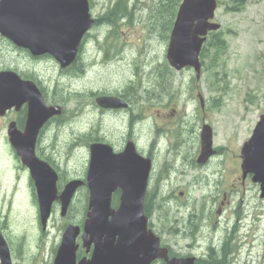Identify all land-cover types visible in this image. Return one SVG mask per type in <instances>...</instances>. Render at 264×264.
<instances>
[{
    "label": "rangeland",
    "instance_id": "374dc122",
    "mask_svg": "<svg viewBox=\"0 0 264 264\" xmlns=\"http://www.w3.org/2000/svg\"><path fill=\"white\" fill-rule=\"evenodd\" d=\"M88 1L92 17L98 19L116 0ZM159 1L129 0V7H134L132 21L130 26L124 20L119 22L118 35L113 36L108 47L111 50L106 51L110 59H103L105 51L99 46L106 35V28L104 25L92 28L86 36L87 43L82 52L81 65H88L85 74L81 76L74 72L64 76L48 57L33 61L24 53L19 55L14 52L9 44L0 39V59L4 64L19 65L22 68L28 66L41 72L50 91L48 103L65 100L66 115L56 120L37 147L38 156L56 169L60 177L59 188L69 180L84 175L89 158L87 142L90 138L98 135L109 143L110 134L114 133L116 120L111 114H99L102 112L94 108L90 92L105 95L123 92L129 86L130 79L135 78L142 59L147 64L146 67L142 66L145 72L163 61L167 45V31L164 33L162 27L165 19H158V29L149 22L150 7ZM220 1L222 4L217 7L213 21L220 24L226 42L225 52L213 60V50L207 49L202 57L199 81H195L193 72L188 69L175 73L174 77L176 83L180 84L175 85L180 86V89L196 88V91L202 93L206 101L204 111L210 115L214 125L213 146L223 150L211 160L210 166L201 168L196 176L186 177L179 183L181 189L186 186H183V182L194 185L189 190L190 198L194 200L177 196L169 205H165L164 201L147 195L149 209L154 211L151 223L155 229L160 230L157 218L170 213L169 219H173V210L176 211L177 204L181 206L178 211L180 217L186 218L190 211L203 213L207 228L199 232L200 240L193 247H188L192 240L183 236L175 237L173 239L177 244L173 245V249L181 255L190 253L202 257L205 262L200 264H211L223 260L220 255L225 235L223 226L231 227L239 218L235 253L231 255L235 258L234 264H264V199L259 198L258 187L246 180L243 191L239 190L238 194L228 198L229 204L226 208L221 207L220 214L216 213L220 198L212 199L210 205L202 210L203 200L198 195L213 192L215 177L211 172L219 173L233 166L243 142L250 137L259 116L264 114V0L248 1L240 12L226 10V5L231 6V0ZM147 26L148 30L155 33L145 31ZM154 75L146 76L155 80L152 77ZM56 83L58 87L54 92L53 85ZM149 83L150 80L147 81ZM77 112L84 113L80 115ZM153 121L150 119L148 124ZM143 131L146 132V128ZM219 181V186L226 188L228 183L234 181V177L226 173ZM29 182L27 171L0 140V226L7 239L14 242L7 243L12 264H29L30 259L34 261L33 257H39L36 264L48 263L50 258L53 260V249L60 241L64 224L79 225L86 213L87 200L85 191L81 189L65 217H60L58 204L53 206L47 229L42 234L38 225L37 203L30 191ZM151 187L152 183L149 189ZM116 202L117 196H113V207ZM223 209L225 211L221 215ZM202 220L199 219L198 223ZM209 246L214 249L211 257L208 256Z\"/></svg>",
    "mask_w": 264,
    "mask_h": 264
},
{
    "label": "water",
    "instance_id": "95a60500",
    "mask_svg": "<svg viewBox=\"0 0 264 264\" xmlns=\"http://www.w3.org/2000/svg\"><path fill=\"white\" fill-rule=\"evenodd\" d=\"M216 0H182L175 16L166 52L169 65L175 70L191 67L199 78L198 56L205 35L217 30L219 25L210 23ZM87 0H0V34L15 45L28 49L33 55L49 53L61 67L75 58L80 41L93 25ZM35 89L30 83L21 82L11 72L0 73V115L14 104L22 102L23 89ZM36 91V90H35ZM30 101L26 133L19 138L9 131L21 163L25 165L36 189L40 224L45 228L52 205L59 202L60 216H65L80 180L69 181L58 194L57 174L34 154V145L42 124L57 107L45 108L40 95ZM102 108L126 107L120 99L103 96L96 99ZM90 158L86 173L88 212L82 225V247L90 258L77 264H150L161 258L166 264H193L194 258L168 259L167 251L159 246V239L147 229L143 202L150 161L139 156L128 143L119 154L110 146L94 143L89 147ZM214 151L211 130L207 126L201 133V153L198 163L205 162ZM242 176L251 175L259 185L260 198H264V115L255 124L250 138L240 152ZM118 191V204L111 207L112 194ZM78 225L69 224L64 229L53 264H76V238ZM0 261L10 264L9 254L0 233Z\"/></svg>",
    "mask_w": 264,
    "mask_h": 264
},
{
    "label": "flooded vegetation",
    "instance_id": "af4514ba",
    "mask_svg": "<svg viewBox=\"0 0 264 264\" xmlns=\"http://www.w3.org/2000/svg\"><path fill=\"white\" fill-rule=\"evenodd\" d=\"M2 39V38H1ZM4 40V39H2ZM10 45L12 50L19 55L24 53L29 59L33 61H41L46 56L33 57L28 51L17 48L13 44L4 40ZM2 57V56H1ZM81 58V57H79ZM78 64V61L73 63L67 69H59L61 74L70 75ZM12 70L14 71L22 80L31 81L37 87L40 92L44 103L48 106L47 99L50 94L49 88L45 82V76L41 72L36 71L31 67L22 68L19 65L4 64L2 58L0 59V71ZM174 72L169 71L165 74L162 66L157 68V77L155 80L148 78L145 74L138 79L136 74L134 79H130L129 86L122 90L123 92H116L112 94L127 103V108L124 109H108L103 110L94 105L95 109H98L99 114H111V116L116 120V125L114 128V133L110 134L109 145L113 149V152L119 153L123 150L125 144L131 141L137 153L145 158H149L152 163V169L149 177V185L152 183L151 189H147V194H150L153 199L157 198L163 200L165 205H169L171 200H174L177 196L187 200H194L190 198L191 193L189 190L194 188L190 186V182L187 184L183 182L185 188H179V183L186 177L196 176L199 170L203 167L210 166V162L215 157L219 156L222 152V148L216 149V154L207 160L204 164H198L196 159L200 152L201 145V131L205 124H209L212 128L214 135V125L210 120V115L207 114L205 110V99L201 103L198 98V92L196 88L193 90L180 89L175 84L176 79L174 77ZM76 75L81 76L76 73ZM150 83L147 84V81ZM186 87V86H184ZM193 86H188L186 88H192ZM133 88L135 90L133 91ZM173 88H177L179 91H175ZM141 93V95L138 94ZM153 92L152 94H149ZM99 94V93H98ZM102 94V93H100ZM153 100L155 103H153ZM61 102H64L61 101ZM56 103V101H55ZM180 111H177V109ZM28 115V104L26 102L20 104L19 106H14L8 109L3 115H0V140L3 146L12 152V147L9 144L7 132L10 126L22 133L25 129ZM60 115H66V107L63 105L62 113ZM152 115H156L155 118ZM59 118L48 120L40 130L39 140L46 135L47 131L56 123ZM154 120L151 124L148 121ZM146 128V132L143 129ZM149 131V133H147ZM186 135V137H183ZM103 142H106L104 137H99ZM144 143V144H143ZM37 144V147H38ZM13 156V154H12ZM18 161V159L15 157ZM239 157L233 161V166L228 170L222 169L221 172L212 171L214 175L213 179V192L209 193H198L199 197L203 200L201 206L202 210H205L212 199L217 200L220 198L219 206L217 207L216 213L220 214L221 207L229 204L228 198H232L235 194L239 193V190L243 191L245 182L241 178ZM230 174L234 177V181L227 184L226 188L219 186V178L224 174ZM85 180V173L80 178ZM249 179L246 178V180ZM245 180V181H246ZM177 183V184H176ZM82 189L86 192V186H82ZM30 191L33 194L34 190L30 183ZM177 195L175 196V193ZM213 200V201H214ZM190 203H183V205H188ZM180 205L175 206L173 210V219H169V214L159 216L158 222L161 226L160 230L155 229L149 225L153 232L159 236L161 246L166 247L169 253V257H183L191 256L188 253L181 255L174 251L173 245L177 242L173 238L183 236L192 243H188V247H193L200 239L201 235L199 232H203L207 226L204 223L203 213L199 214L197 212H189L187 217H180L178 211L180 210ZM171 210L170 207H168ZM223 209L221 215L224 213ZM149 220L152 221L154 211H148ZM203 219L202 222L198 223L199 219ZM186 220V221H185ZM217 223V222H215ZM239 218H236L235 224L231 227L223 226L225 235L222 240L221 252L224 257V264H228L227 257L235 253L234 242L237 240V229H238ZM39 231L44 234L45 231L39 228ZM5 234V232H3ZM168 238H166V236ZM6 236V234H5ZM205 237V236H204ZM11 243V242H9ZM57 248L53 249V255L56 253ZM80 251V249L78 250ZM32 257L34 255H31ZM54 258V257H53ZM196 264H200L205 259L202 257L195 256ZM34 261L30 259L29 264H36L39 262V257H33ZM44 263V262H43ZM230 263H234V258L230 260ZM53 264L52 258L48 263ZM151 264H165L163 260H155Z\"/></svg>",
    "mask_w": 264,
    "mask_h": 264
},
{
    "label": "trees",
    "instance_id": "16d2710c",
    "mask_svg": "<svg viewBox=\"0 0 264 264\" xmlns=\"http://www.w3.org/2000/svg\"><path fill=\"white\" fill-rule=\"evenodd\" d=\"M180 1L181 0H160L159 2L156 3V5H154L153 7H150L151 14L149 15V22L153 26H155L156 29H158V25H159L158 19H161V21L165 19L164 22H162L164 33H165V30L167 31V33L165 34V41L168 38L167 37L168 31L170 30V27L173 23L175 11ZM247 1L248 0H231V6L226 5V7L228 10L237 12L243 9ZM127 3H128V0H116L113 3V5L105 11V14L103 16L104 21L111 22L112 25H115L119 17H127L130 19L132 14L130 11H128ZM218 3L222 4L220 0H218ZM130 22L131 21H129V24ZM112 36L114 35L112 34ZM203 47L204 48L202 49V57L204 56L207 49H212L214 50L213 60L217 59L218 55L223 54L226 49L224 41L216 35H213L212 39H208ZM164 66H165V69L168 68V65L166 63ZM154 72H155V75L152 77L156 78L157 77L156 71ZM211 264H216V262H212Z\"/></svg>",
    "mask_w": 264,
    "mask_h": 264
}]
</instances>
